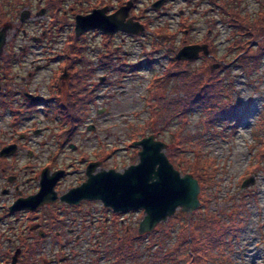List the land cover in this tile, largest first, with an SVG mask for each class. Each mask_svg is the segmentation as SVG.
<instances>
[{
  "label": "rangeland",
  "instance_id": "rangeland-1",
  "mask_svg": "<svg viewBox=\"0 0 264 264\" xmlns=\"http://www.w3.org/2000/svg\"><path fill=\"white\" fill-rule=\"evenodd\" d=\"M34 1L38 2L34 10L46 8V11L39 17L34 16L25 21L30 25L29 28L26 25L27 29L33 34L35 32L33 28L36 27L39 36L43 31H47L44 41L45 43L49 42L53 46V50L46 49L45 51V46H40L42 51L46 52L44 60L36 61L33 68L28 64L24 69L35 71L34 66H43L38 73L34 88L38 86L42 88L45 92L44 98L53 99L52 105L57 108L58 93L61 91L59 87L64 86V90L73 81V77H71L73 72L70 68L72 61L78 59V56L83 58V61L77 64V69L81 72L82 77L87 78L82 79L86 84V88L95 82L97 83L98 98L94 100L93 106L101 110L102 116L97 121L99 132L96 135L77 138L75 144L81 145L83 150H86L88 154L91 153L92 156L96 150H100L103 157L101 161H104L102 167L105 170L115 169L122 172L125 168L137 164L140 148L134 147L133 143L146 138L148 135L164 142L167 147L170 144L171 147L175 145L177 143L176 137L179 135L178 130L182 126V119L176 117L169 120L171 118L168 119L167 117L175 116L184 103L187 102L186 100L193 97V91L188 93L190 91L188 89L198 79V77H194L195 71L206 62L207 58L211 60L208 61L210 63L208 68L211 67L213 72L217 71L221 65L223 68L226 65V69L223 70L221 75L226 78L225 81L231 91V93H227L226 100L228 102L226 104H229L227 110L230 109V111L229 116L222 117V120L225 118L223 122L221 118V121L217 122V129L220 133L205 131L203 119L206 115L204 114V108L200 107L189 114L187 127L183 135L190 134L195 141H202L205 152L215 157L219 162L218 180L220 182L217 187H212L210 190L218 195L219 201L217 199L211 200V211L219 214L225 222L226 218L223 216V211L229 207L230 210L226 212V215H229L233 200L237 201L239 199L240 191L246 192L247 211H240L242 221L238 235L230 237L227 240L225 250L223 252L218 251L217 258L209 264L264 263V170H257L256 168L257 171L249 170L257 147L256 135L264 136V51L261 53L257 71L247 70V73L239 63L235 62L234 58L237 53L227 52L232 40L229 36L228 21L225 15L221 13L220 5L223 1L219 0L215 7L210 0H172L176 12L173 8L170 10L164 9V11L162 10L163 7L152 8L148 5L149 10L142 13V16L146 17L142 21L144 31L129 35L118 30L110 36L105 35L99 29H91L80 36H76V16H88L94 10L104 8L107 9L106 14L111 15L126 7L130 0H113V5H111L112 0ZM144 1L139 0L138 7L135 12L133 11L134 15L135 13L138 14L141 7L143 8ZM200 1L201 4L198 6L197 3ZM232 1L226 2V11H224L226 14L231 15L239 12L241 16L245 14L251 15L253 18L257 16L259 10L258 0ZM18 2L19 0H12L8 2L11 5L10 7H6L5 11L0 10V33L3 34V44L0 47L3 50L2 54L5 53L8 38L13 35L16 27L20 24V15L25 11ZM148 2L147 0L146 4ZM211 19L215 20V28L210 24ZM128 20L134 21L127 16L125 22ZM168 35L174 36V41L167 40ZM208 39L216 46L215 52L211 51L210 53L208 47V56L200 53L195 61L176 60L177 53L183 47L190 45L208 46L205 44ZM259 40L250 43V47L256 49H252V52L248 55L253 56L254 52L260 51V45L264 44V40L262 38ZM27 43H30L29 40L24 41V44ZM108 46H111V52ZM16 52L14 50L12 53ZM52 57L53 59L58 58V60L50 62L49 60ZM256 58V56H253L246 60L252 64L257 62L254 61ZM46 60L50 62V65H46ZM186 63L190 65H187V67ZM2 66L3 63L0 62L1 75L3 74ZM90 73L91 76L86 77ZM66 74L71 76L64 79ZM103 78L104 81H101ZM21 86V79L17 78L9 84L7 90L19 91ZM52 87L53 90H51ZM6 102L8 103V99ZM241 102L247 105L242 111L238 108ZM28 103L30 104V102ZM28 103H22L25 108L20 107V109L24 113H28L26 115L30 118L34 109ZM167 104H170V106ZM0 105V137H2L0 139L9 142L11 137L18 138V140L21 138L22 147L26 148L27 152L23 151L20 159L22 158V162L26 161L24 164L26 165L30 159L27 155L28 151L32 150V146H34L32 134L35 126L29 123V120L22 124L12 125L8 111L6 114L3 113L5 112L3 110L5 108L4 104L0 103ZM48 108L54 109L49 105ZM56 112H58L57 109L54 110V114ZM167 122L170 125L166 130H163ZM235 123L237 124L236 129L232 128ZM259 125H261L260 129H258ZM261 129L262 131H259ZM21 133H26L27 139L21 137ZM43 143L46 145L41 147L42 156L54 148L51 137H48ZM72 155L76 156V153ZM20 170H22L23 182L27 178L34 179L30 169L28 171L25 169ZM181 175L185 174L181 173ZM251 177H255L254 184L242 189V183ZM75 181L76 177H72L66 181V185H73ZM251 193H255L257 196L251 197ZM226 196H229L227 201H220L222 197ZM50 211H52V207L43 210L44 213ZM67 213L69 215L67 218L63 217L62 221H56L53 216L36 221L42 223L46 219L47 226L55 224V228L59 223V226L64 228L63 240L69 239L71 243L75 240L76 234L69 237L66 232L68 227H73L75 231L83 233L81 231L88 229L91 220H99V225L95 229H90L93 234L94 231L97 232L99 229H111L109 224L105 225L104 218L107 217L113 223L117 215L113 214L110 209L105 208L101 202L88 203L84 207L81 205L80 209L76 211L69 210ZM76 215H79L80 218ZM28 216L29 219L32 218L31 216H38V212H28ZM143 217L144 213L141 210L128 212L120 218V220L126 219L127 221L117 228L139 229V223ZM25 221L24 218L23 222ZM71 221H78V223L70 225ZM173 225L175 226L174 229L178 228V221L174 219ZM48 228L50 229V227ZM55 228L50 237L44 240H41L38 236H33L35 240L40 239L43 242V245L38 246L40 250H43L40 252V256L43 255V262L51 261L56 264L58 261H62L63 258L71 256V253H65L60 248L62 243L56 246L58 241L55 238V232L57 231ZM157 228L158 226L155 227L154 231ZM59 230L61 231V228ZM160 239L159 234L157 238H146L143 243L137 244L141 261L149 264V257L159 247L157 244L154 246V242H158ZM166 239L167 241L162 239L161 243L173 247L175 239ZM80 240L88 241L90 252L86 254V264H94L96 254L91 251L94 237L89 240L88 235H82ZM110 242L109 238L107 244L109 245ZM148 246H151V249L146 251L145 247ZM129 264L138 263L130 260Z\"/></svg>",
  "mask_w": 264,
  "mask_h": 264
},
{
  "label": "flooded vegetation",
  "instance_id": "flooded-vegetation-1",
  "mask_svg": "<svg viewBox=\"0 0 264 264\" xmlns=\"http://www.w3.org/2000/svg\"><path fill=\"white\" fill-rule=\"evenodd\" d=\"M11 1L12 0H0V10L5 11L6 7H10L11 5H9L8 2ZM130 1L132 2V5L130 6L128 16L136 22H141L146 18L142 16V13L149 10L148 5L154 8V5L161 0H148V4H146L147 0H145L143 2V8L141 7L138 14L135 13V15L133 14V11L135 12V9L138 7L139 0ZM35 2L36 1L34 0H19V5L25 9L20 15V24L16 27L13 35L8 38L5 45V53L2 54L3 50L0 49V62L3 63V74H0V103L5 106V108L2 107L5 111L3 113L6 114L8 111L12 125L22 124L26 120H29V123H32L35 126L32 134V137H34V146H32V150L28 151L27 155L30 159L26 165H24L26 161L22 162V158L20 159L22 152L26 151V148L22 147L23 144L20 140L21 138L18 140V138L11 137L9 142L0 139V264H23L21 263V261H23V253L29 254L25 258L28 259V264H33L34 259L33 255L31 256V253L43 251L38 248V246L43 245L41 240L50 237V234L55 228V224L47 226L46 219L42 223H38L36 220L53 216L56 221H62L63 217L67 218L69 215L67 213L69 210L76 211L81 208V205L84 207V205L90 203L82 201L77 206L69 207L70 205L60 201V197L86 181L87 168L90 164H98L95 172L103 169L102 166H104V161H101L103 157L100 150H96L92 156L91 153L88 154L86 150H83L81 145L78 143L77 145L75 144L77 138L96 135L99 132L97 121L102 114L101 110H98L93 106L94 100L98 98L97 83L95 82L86 88L84 81L80 80L81 85L79 92L83 97H91L92 101L89 102L86 107L83 102L79 104V116L83 122L81 124H72L73 126L70 128V123L72 122L71 118L66 115L64 111L66 105L65 101L68 95V87H65L64 90V86L59 87L61 91L58 93L59 99L56 102L57 108H54L52 105L53 99H45V92L39 86L34 88L38 73L43 66H34L35 71L24 69L28 64L33 68V64L36 61L44 60L46 49L53 50V46H51L49 42L45 43L44 41L47 31H43L41 36H39L37 34L38 32H36V27L33 28L35 31L33 34L27 29V26L29 28L30 25L25 21L34 16L39 17L44 11H46V8L34 10L36 4H38V2ZM173 2L174 1L172 0H164L159 7H163L162 10H170L173 8L176 12V7ZM144 16H146V14H144ZM25 40H29L30 43L24 44ZM40 46H45L44 52ZM14 50L17 52L12 53ZM54 60L57 61L58 58L53 59L52 57L49 61L54 62ZM49 61L46 60V65H50ZM82 61L83 58L78 56V63ZM70 76L66 74L64 79H67ZM17 78L21 79V90L14 92L7 90L9 84L14 82ZM51 90H53V87ZM32 97L36 98V101H33L31 99ZM7 99L8 103L6 102ZM28 102H30V104ZM22 103H28L32 109H34L33 115L30 116V118L26 115L28 113L21 111L20 107L25 108V105H22ZM48 105L54 109H49ZM8 108L10 110H7ZM55 109H57L58 112L54 114ZM74 118L77 119L76 117ZM26 136V133H21V137ZM48 137L52 138L54 148L42 156L41 147L46 145L43 142ZM71 140L75 141L72 142ZM9 146L13 147V152L7 155L6 153H3V149ZM75 153L76 156L72 155ZM20 169H25L26 171L30 169L31 173L34 175V179L27 178L25 179V182H23L21 177L22 170ZM46 169L48 170L47 176L49 178L57 173L60 175V178L54 187V191L57 193L56 201L46 204L35 211L23 209L22 207L19 208L17 204L19 200L27 199L39 192L40 181L43 172ZM72 177H76L75 183L73 185H66V181ZM49 207H52V211L44 213L43 210ZM28 212H38V216H31L32 218L29 219ZM72 213L74 214V212ZM76 217L80 218L79 215H76ZM24 218L26 219L25 222H23ZM124 222L125 220L121 219L119 221V226L121 227V224ZM75 223L77 224L78 221H71L70 225ZM105 223V225L109 224V228L111 229H99L97 232L94 231L93 234L91 230H82L81 232L83 233H75L76 231L73 227H68L66 232L69 237L76 234L75 240L71 243L69 239L63 240L64 228L57 223L58 226L55 228L57 230L55 232V238L58 242L56 243V246H59L62 243L60 248L63 249L65 253H71V256L69 258H63L62 261H58L56 264H86V254L90 251L88 249V241L85 242L84 240H80L82 235H88L89 240L94 237L93 246L91 248V251L96 254V261L94 264H118V260L121 259H124L123 264H129L130 260L136 262L133 251L134 249H138V245L131 248L128 247L126 252L123 251L121 255L118 256V240H120V238H125V232L128 236L131 235L132 232L128 228H113L114 224L111 223V220L108 218ZM91 224L95 229L99 225V221H92ZM48 227H50V229ZM60 228L61 231L59 230ZM24 234L25 236L23 237ZM33 236H38L41 240H35ZM109 238L111 242L108 245L107 241ZM31 249L33 252L30 251ZM145 249L147 251V247H145ZM43 264L54 263L46 261Z\"/></svg>",
  "mask_w": 264,
  "mask_h": 264
},
{
  "label": "trees",
  "instance_id": "trees-1",
  "mask_svg": "<svg viewBox=\"0 0 264 264\" xmlns=\"http://www.w3.org/2000/svg\"><path fill=\"white\" fill-rule=\"evenodd\" d=\"M210 1L211 4L216 7L219 0ZM221 1H223V3L220 5L222 10L221 13L225 15L226 20L228 21L227 24L230 28L229 36L232 40L227 52L229 51V53H237L234 58L235 62L239 63L247 73V70L257 71V65L260 63L259 61L261 58V53L264 51V44L260 45L259 52L253 53V56L257 57L254 59V61L257 62L250 64L251 62L246 59L253 57L248 55V53H251L252 49H256L250 47V43H252V41L258 42V40L261 38L264 40V0H258L259 10L257 16L254 18L247 14L241 16V13L239 12H235L234 14L232 13L231 15L226 14L224 11H226V2L229 0ZM234 1L235 0L232 2ZM236 1L241 2L242 0ZM200 4L201 1L197 3L198 6ZM210 21V24L215 28V20L211 19ZM173 39L174 36L170 35L167 40L172 41ZM205 44L208 45L210 53L211 51L215 52L216 46L211 40H206ZM108 49L111 52V46H108ZM208 61L211 60L207 58L206 62H204L202 66L200 65L198 70L195 71L196 73L194 74V77H198V79L196 80L195 84L190 85V89H188L190 90L188 93L193 91V97L186 100L187 102L184 103L175 116L167 117L168 119L171 118L169 120H173L176 117L181 118L182 126L178 130L179 135L176 137L177 143L172 147L170 144L165 151L168 160L177 170L183 174L190 173L195 179H197L201 190L199 197L201 202L200 208L197 209V211H195L192 215H187L181 211H177L175 215L167 221V223L159 224L155 231L144 236L139 235L137 228L128 227V229L132 232V238L131 235L128 236L125 232V238H120V240H118V256H120L123 251L126 252L128 247L131 248L137 244L139 245L143 243L146 238H157V236L160 234L161 239L158 240V242H154V246L157 244L159 247L157 251L152 253V256L149 257V264H183V261L185 262L184 264H209V262L214 261L217 258L218 251L223 252L225 250L227 240L230 237L237 236L240 231L242 221L240 211H247L245 200L246 192L240 191L239 199L237 201L233 200L229 215H226V212L230 210L229 207L223 211V216L226 218L225 222L223 219H221L219 214L211 211V200L217 199V201H219L218 195L210 191L212 187H217V184L220 182L218 180L220 171L219 162H217L215 157H212L209 153L205 152L202 141H195L193 136L190 134H187L186 136L183 135L184 130L187 127V118L189 117V114L200 107L204 108V114L206 115V117L203 119L206 132H212L216 134L220 133L217 129V122H220L222 117L229 116L228 113L230 109L229 111L227 110L229 108V104H226L228 103L226 100L228 97L227 93H231V91L229 90V86L225 81L226 78L222 77L221 75L223 70L226 69V65L224 68L221 65L222 68L220 67L217 71L213 72L211 71V67L210 69L208 68L210 64ZM77 64L78 59H74L70 66L71 71L73 72V81L68 87V95L65 101L66 105L64 107L66 115H68L72 121L70 123V128L73 126L72 124H81L83 122L79 116V104L83 102L86 107L89 102L92 101L91 97H83L79 92L81 85L80 80L87 78L81 76V72L77 69ZM187 65L190 64L186 63V66ZM90 76L91 73L86 77ZM167 105L170 106V104ZM224 120L225 118L222 120V122ZM169 125L170 124L168 122L165 123L163 130H166ZM236 125L237 124L235 123L232 128L236 129ZM260 128L261 125H259L258 129ZM259 131H262V129ZM256 136L257 137L255 138V141L257 147L252 157L253 159L249 166V170H264V136H259L258 134ZM250 195L251 197L257 196L255 193H251ZM228 199L229 196H226L222 197L220 201H227ZM121 216V214L116 215L113 222L114 228L119 226V219ZM106 218L107 217L104 218V223L106 222ZM174 219L177 220L179 224V227L176 229H174L175 226L173 225ZM166 238L175 239L173 247H168L166 243H161L162 239L167 241ZM150 249L151 246H148L147 251ZM30 251L33 252L32 249ZM139 254V250L134 249L133 255L135 257L134 259L136 263L148 264L145 261L140 260ZM28 255L29 254L23 253V261H21V263L28 264V259L25 258ZM32 255L34 259L33 264H43V260L37 257L38 253H31V256ZM123 263L124 259L118 260V264Z\"/></svg>",
  "mask_w": 264,
  "mask_h": 264
},
{
  "label": "water",
  "instance_id": "water-1",
  "mask_svg": "<svg viewBox=\"0 0 264 264\" xmlns=\"http://www.w3.org/2000/svg\"><path fill=\"white\" fill-rule=\"evenodd\" d=\"M164 0L159 1L154 7L158 8ZM130 1L126 7L114 14L107 15V9L94 10L88 16L76 17V36H80L84 32L91 29H99L105 35H112L120 30L129 35H135L139 31H144V27L138 22L125 19L128 16ZM3 44V34L0 33V47ZM200 53L208 56V46L206 45H190L183 47L176 55L178 61H195ZM104 81V78L102 79ZM36 101V98H31ZM155 146L158 149L159 156L163 160L164 167L172 173L179 175L181 178L189 179L192 188V194L188 200L181 204L165 195V186L159 183L158 178L153 174L159 171L154 168L149 171L144 165V149L145 146ZM134 147L140 148L138 153L139 162L125 168L122 172L115 169H100L96 171L98 164L92 163L87 168V178L80 186L69 190L60 197V201L70 206H77L82 201L101 202L102 205L110 209L114 214H123L130 211L142 210L144 217L139 223V235L151 233L157 225L165 223L169 218L180 210L182 213L192 215L194 211L199 209L201 202L199 200L200 186L191 174L181 175L168 160L165 150L167 145L155 139L154 136L143 138L133 143ZM13 147L9 146L3 149V153L11 154ZM47 169L43 172L40 181V190L34 196L18 201L19 208L35 211L38 208L53 203L57 199V193L54 187L60 178L59 173L53 177L47 176ZM97 175H103L108 178L107 185L101 190H91L90 185ZM255 177L246 179L241 188L244 189L254 184ZM77 195H73V194Z\"/></svg>",
  "mask_w": 264,
  "mask_h": 264
},
{
  "label": "snow or ice",
  "instance_id": "snow-or-ice-1",
  "mask_svg": "<svg viewBox=\"0 0 264 264\" xmlns=\"http://www.w3.org/2000/svg\"><path fill=\"white\" fill-rule=\"evenodd\" d=\"M247 105L241 102L238 108L242 111ZM144 165L152 171L154 168H159V171L153 174L158 178L159 183L165 186V195L177 201L185 203L192 194L190 180L181 178L179 175L172 173L166 169L162 158L159 156L158 149L155 146H145L144 149ZM108 178L103 175H97L89 186L91 190H101L106 187ZM77 195V194H73Z\"/></svg>",
  "mask_w": 264,
  "mask_h": 264
},
{
  "label": "built area",
  "instance_id": "built-area-1",
  "mask_svg": "<svg viewBox=\"0 0 264 264\" xmlns=\"http://www.w3.org/2000/svg\"><path fill=\"white\" fill-rule=\"evenodd\" d=\"M83 4V3H82ZM111 5H113V0L111 1ZM68 13V12H67ZM92 210H94L93 208H90ZM96 218V217H95ZM92 221H97V220H92Z\"/></svg>",
  "mask_w": 264,
  "mask_h": 264
},
{
  "label": "bare ground",
  "instance_id": "bare-ground-1",
  "mask_svg": "<svg viewBox=\"0 0 264 264\" xmlns=\"http://www.w3.org/2000/svg\"><path fill=\"white\" fill-rule=\"evenodd\" d=\"M134 22V21H133ZM138 23L140 24V25H142V21L140 22V21H138Z\"/></svg>",
  "mask_w": 264,
  "mask_h": 264
}]
</instances>
